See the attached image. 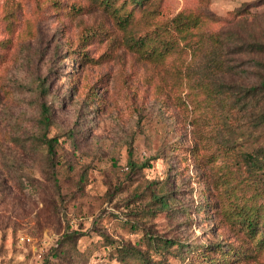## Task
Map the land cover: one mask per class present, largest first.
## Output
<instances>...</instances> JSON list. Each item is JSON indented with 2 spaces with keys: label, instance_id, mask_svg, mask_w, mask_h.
I'll list each match as a JSON object with an SVG mask.
<instances>
[{
  "label": "rangeland",
  "instance_id": "obj_1",
  "mask_svg": "<svg viewBox=\"0 0 264 264\" xmlns=\"http://www.w3.org/2000/svg\"><path fill=\"white\" fill-rule=\"evenodd\" d=\"M128 10L126 24L94 0H0V264H264L233 215L261 202L236 185L233 154L264 144V129L197 87L196 36L177 52L155 41L160 25L175 39L182 10L217 17L209 30L230 41H264V0ZM228 60L254 75L251 53ZM229 247L248 253L225 261Z\"/></svg>",
  "mask_w": 264,
  "mask_h": 264
},
{
  "label": "trees",
  "instance_id": "obj_2",
  "mask_svg": "<svg viewBox=\"0 0 264 264\" xmlns=\"http://www.w3.org/2000/svg\"><path fill=\"white\" fill-rule=\"evenodd\" d=\"M111 13L118 14V22L126 23L131 19V11H125L126 5H146L147 0H94ZM80 10V9H77ZM121 17V18H120ZM218 20L204 11L182 10L169 21L175 26L177 35L173 39L172 30L165 25H160L156 30L155 41L163 43L166 49L177 52L182 49L180 41L189 37H197L194 41L197 51L204 54L205 70L202 80L197 84L199 89L207 93V100L213 101L223 110H236L245 115L250 114L249 128L251 132L264 129V41H230V36L226 35L221 29L209 30L210 25ZM166 27V28H165ZM251 53L256 60L251 68L254 75L244 74L238 69L240 74L235 71V66L228 60L229 55ZM73 54V53H71ZM231 76V85L227 88L218 79L219 75ZM237 74V76H236ZM239 80V81H237ZM245 112V113H244ZM50 113L46 104H41L38 123L44 131L50 125ZM43 144L46 146L49 156L54 155L56 138L47 137L45 132L42 134ZM226 152V151H225ZM229 152V151H228ZM227 153V152H226ZM234 158L240 162L244 168L245 175L241 176L236 185L244 193L250 192L252 199H260L261 202L254 206H243L235 204L234 213L241 228L245 230L248 237L257 243H264V144L259 147L241 148L234 151ZM228 187L232 189L230 184ZM165 202V201H164ZM81 235V234H79ZM73 234H67L66 239L73 238ZM215 252L222 251L215 247ZM248 249H235L229 247L223 254L224 260H231L232 256L247 254ZM209 264L215 263L212 256L207 257Z\"/></svg>",
  "mask_w": 264,
  "mask_h": 264
}]
</instances>
